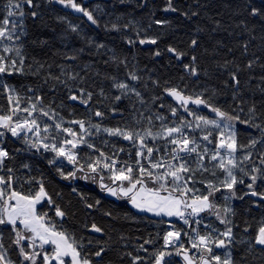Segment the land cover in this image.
<instances>
[{"label": "trees", "instance_id": "1", "mask_svg": "<svg viewBox=\"0 0 264 264\" xmlns=\"http://www.w3.org/2000/svg\"><path fill=\"white\" fill-rule=\"evenodd\" d=\"M34 2L39 6L26 8L29 13L24 20L26 34L20 37L18 45L25 57L23 74H3L4 82L14 87L22 97V108L27 107L29 98L34 101L39 95L43 98L45 110L50 105L59 114L55 119L59 121L62 117L63 126H72L76 132H79V126L67 121L84 120L86 128L91 120L102 128L126 127L142 132L151 127L156 132L161 128V121L156 119V115L164 116L166 119L163 123L168 126L178 123L180 116L188 121L193 120L163 91L165 87H177L185 95L193 97L203 93V98L211 104L234 116L239 115L241 120L249 119L248 109L253 104L258 115L264 112V20L251 18L246 11L249 5L259 6L264 0H174L177 8L189 14L187 18L179 13L165 12L166 0H77L81 6L94 12L98 25H92L86 17L70 7L65 8L48 0ZM4 4L5 0H0V19L6 14L2 11ZM31 11L38 13L35 19L30 15ZM193 11L198 15L191 16ZM156 20H164L166 24L158 26L154 23ZM129 21L132 23L129 24ZM113 24L118 30H111ZM70 25L77 26L78 30L73 32ZM125 25H128L126 29ZM140 38H155L157 44L141 45ZM194 38L199 43L193 48L189 45ZM129 39L134 43L129 44ZM98 45L103 47L98 48ZM170 46L187 55L177 60L167 51ZM156 51L161 55L156 56ZM2 54L15 58L17 67H20L14 50ZM192 56L196 57L195 62ZM250 63L251 68L248 67ZM185 64L196 67L198 75L192 76L186 72ZM129 72H135L140 77L139 81L130 80ZM232 73L237 75L239 85L231 80ZM69 74H78V77L71 80ZM50 76H60L65 84L50 79ZM109 77L134 87L141 93L145 104H140L132 94L115 102L113 97L119 92L113 88V80ZM153 80L159 81V86L153 85ZM29 88L33 91L29 92ZM69 88L71 94L79 95V89L91 92L93 95L88 106L70 101ZM155 96L162 99L153 102ZM161 103L164 107H160ZM171 107L178 109L177 117L171 115ZM113 108H116L115 113ZM188 108L207 118L218 119L203 106L189 104ZM10 109L7 94L0 90V115H7ZM97 110L105 113L104 118L95 117ZM148 118L152 119L151 125ZM262 121L264 116L254 123ZM232 123L239 144L248 145L253 139L264 141L258 129L239 122ZM89 131L92 134H85V138L98 147H120L127 142L119 137L96 133L95 129ZM51 135H56L59 143V135ZM105 141L108 143L105 144ZM163 142L165 140L162 139L154 145ZM6 147L10 156L6 160V168L12 169L13 188L24 195H35L43 184L52 203L48 202V198L41 200L37 213L45 215L46 221L55 224L58 230L71 234L78 244L82 243V256L93 261V264H132L133 257H140L137 264H154V254L158 251L172 252L173 255L167 259L171 264H184L183 257L174 254L175 249L164 248V235L170 231L168 224L174 225V222L137 212L126 197H109L99 187V177L95 183L63 179L56 166L48 163L53 153L28 149L21 138L8 137ZM246 152H251L252 158L243 167L249 171L253 165L264 168L260 164L264 142L255 148L238 151L236 155L243 156ZM85 154L93 157L91 152L84 151L82 162L87 161ZM64 165L65 172L72 169ZM103 175L106 178L104 183L112 187L119 184H113L107 179L109 175ZM197 175L200 173L197 172ZM244 179L246 184L250 183L247 177ZM147 186L158 187L151 183ZM237 188L239 195L249 191L244 185H237ZM256 190L264 191V181L257 182ZM215 202L221 207L225 206L222 193L215 194ZM230 202L235 215L227 217L232 221L230 226L234 237L228 250L235 264H264V250L255 244L258 229L264 226V201L248 195L243 200L233 199ZM57 207L64 211L63 218L56 216ZM208 216V213H204L203 217ZM208 222L222 231L225 228L214 215ZM93 224L102 231L92 232ZM176 226V229L191 236L194 223L187 227ZM245 228L248 230L245 231ZM0 230L3 233L0 243L5 245L8 258L14 264H30L23 261L18 248L12 244L15 234L11 226L0 225ZM20 230L23 231L22 228ZM189 236H184L181 243L191 255ZM146 240L150 243L145 244ZM100 248L105 251L101 257H96L95 252ZM37 264H43V259L37 258Z\"/></svg>", "mask_w": 264, "mask_h": 264}, {"label": "snow or ice", "instance_id": "2", "mask_svg": "<svg viewBox=\"0 0 264 264\" xmlns=\"http://www.w3.org/2000/svg\"><path fill=\"white\" fill-rule=\"evenodd\" d=\"M48 2H55L65 8L70 7L86 17L92 25H98V19L94 15V12L81 6L77 0H48ZM38 6L34 0H5L2 11L6 14L0 19V44L3 45V53L15 51L16 57L19 58L20 67H17V60L15 58L0 54V75L7 74L11 76L13 74H23L22 69L25 57L22 55L21 48L15 47L13 49L7 44H3V42L7 40L15 43L21 36L26 34L24 20L29 15L26 8L34 9ZM163 10L165 12L179 13L186 18L189 16L187 12H183L175 6L174 0H166V6ZM246 11L251 18L264 20V3L259 6L251 4L247 7ZM30 15L35 19L38 13L31 11ZM197 15L198 13L195 11L191 13V16ZM131 23L129 21V24ZM154 23L158 26H164L166 21L156 20ZM124 27L126 29L128 25ZM70 28L73 32L78 30L77 26L74 25H70ZM111 30H118L117 26L113 24ZM128 43L132 44L134 41L129 39ZM139 43L141 45H155L157 44V39L140 38ZM198 43V40L194 38L191 40L189 46L194 48L198 46ZM97 47L100 48L103 45H98ZM167 51L177 60H181L187 55V53L178 51L175 47L171 46L168 47ZM155 55L160 56L161 53L156 51ZM69 59H75V57H69ZM191 59L195 62L196 57L192 56ZM120 63L126 62L120 61ZM248 67L251 68L252 64L250 63ZM184 69L192 76L198 75L197 68L191 64H185ZM61 75H64V73H61ZM77 77L78 74L68 75V78L71 80H76ZM49 78L56 80L58 83L65 84V81L61 80L60 76H50ZM128 78L132 81H139L140 79L135 72H129ZM109 79L113 80V88L119 92L118 95L113 97L115 102L118 103L124 97L132 94L135 95L140 104H145L141 93L136 91L134 87H131L123 81H116L111 77ZM231 80L235 85H239L240 83L235 73L231 74ZM152 84L159 86V81L153 80ZM165 84H167V81ZM0 90L7 94L8 102L11 106V115H0V137H4L6 133H10L14 138H21L28 149H33L37 152L43 149L44 152L53 153L54 156L48 160V163L49 165L56 166L57 171L63 179L90 180L95 183L97 182V177H99V187L101 190L106 191L111 196L128 198L132 207L140 212H150L156 216L165 215L168 217H177L185 225L190 224L189 217H199L201 213L214 215L220 224L225 225L224 230L219 232V237L222 238H217L212 235V233L217 232V229L210 224L205 225V228L211 229L206 234H200L196 228L191 229L192 233L195 234L194 237L189 236L188 232L183 233L184 236H189L192 248L196 249L197 253H199L198 258L189 255L184 245L179 243L182 233L174 228L171 231H167L164 235V248L171 247L175 249L174 254L182 256L184 264H235L232 255L228 251H224L222 254H216L214 252V248L228 249L230 247L234 237L233 228L230 226L232 221L227 217L235 215L233 208L227 205V203L221 207L215 202V194L222 193L225 202L233 199L243 200L244 196L248 195L264 201V191L256 190L257 182L264 181V168L253 165L249 171L241 165L251 160L252 153L246 152L242 158L236 155L238 151H243L245 148H255L257 144L264 141L253 139L248 145L239 144L237 131L232 123L239 122L249 127H254L264 137V121L254 123L260 116H264V112L258 115L255 104L248 109L249 119L241 120L239 115L234 116L211 104L207 99L203 98V93L193 97L185 95L177 87H165L163 89L164 93L174 99L188 116L193 117V120L188 121L183 116H180L178 123H174L173 126H168L163 123L166 119L164 116L156 115V119L161 121V129L156 132L151 127L145 128L142 132L126 127L102 128L99 123H92L91 120L87 122L88 127L86 128V122L84 120L73 119L67 121V123L79 126L80 132L77 133L72 128L63 126L64 120L62 117L59 121L55 119L59 114L50 105L48 110H45L42 106L43 98L41 96H36L34 101L29 98L27 107L22 108L20 106L22 97L19 96L14 87L0 79ZM28 91L31 92L33 89L29 88ZM78 92L79 95L71 94V89L69 88L70 94L68 95V99L74 102L78 101L87 107L93 94L91 92H85L84 89H79ZM233 98L235 99V96ZM161 99L162 97L155 96L153 97V102ZM189 104L207 108L218 119H210L197 114L188 108ZM160 107H164L163 103L160 104ZM112 111L115 113L116 108H113ZM170 111L173 117L178 116V109L176 107H171ZM18 112H23L27 115L14 119L13 117ZM34 113H39L40 116L52 120L56 133H64L65 136H71L73 139L61 138L59 143H57V136L50 134L53 126L48 124L42 125V122L34 117ZM94 115L102 119L105 113L97 110ZM148 123L149 125L152 124L151 118H148ZM89 129H95L96 133H106L109 137L122 138L125 141L131 142L134 147L138 144L136 151V165L138 168L134 169L128 163H125L122 167H117L118 160L107 156L103 151H99L98 158H94L90 154H85L87 160L90 162H82L83 157H80L79 153L74 151L79 146L83 145L91 150V152L98 151L95 145L85 138V134H92ZM206 129L219 130L215 141L210 139L213 132L210 130L206 131ZM196 130L204 134L199 138L191 135ZM42 132L43 135H41ZM148 138L154 141L158 139L165 140V152L170 154V159H160L155 162L150 160L147 167L142 165L140 158L149 159L154 152V148L147 146L145 143ZM198 140L206 141L208 144L215 143V150H210L207 146H204L201 150V144ZM107 143L105 141V144ZM69 145L71 146L70 148L68 147ZM167 145H172L173 147L169 149ZM143 150H146V153ZM221 150L225 151L222 153ZM17 151L20 150L18 149ZM120 151H123V149L121 148ZM206 157L209 158V163L216 162L213 164V169H218L223 172L225 174L224 179L220 181L219 185L207 182L205 186L208 189V193L206 195H194L191 198H186L189 192L194 191L193 188L189 187V184L195 182L194 178L196 173L210 171L205 165ZM9 158L8 151L0 147V167H3L4 161ZM64 161L72 165L71 170L64 171ZM260 164L264 165V153L260 155ZM24 167L27 168L28 165H24ZM159 169H163V171H154ZM101 170L109 173L107 179L111 180L113 184L117 182L119 184L116 187H112L104 183L106 178ZM234 170H238L242 175L238 176ZM8 171L11 173L12 169L9 168ZM137 171L138 175L135 174ZM77 173H80V175H77ZM211 174L216 175V171H211ZM244 177H247L250 183L246 184ZM13 183V176L10 175L7 179L0 176V202H2V206H0V225L11 226V231L15 234L12 244L18 248L19 256L22 257L23 261L30 262V264H37V257L42 255L43 264H50L51 261H55V264H93V261L89 260L86 256H82L80 250L84 247L82 243L78 244L77 240L71 234L63 230H58L55 224L46 221L45 215L37 213L36 205L41 200L48 198L43 184H41L39 191L35 195H24L13 188ZM149 183L158 185V187H148L147 184ZM237 185H244L249 191L243 195H239ZM130 193L131 195H129ZM161 193H167V195H161ZM48 202L52 203L50 198H48ZM56 216L63 218L65 213L57 207ZM192 223L199 225L201 220L196 219ZM19 226L23 227V231L20 230ZM90 230L96 233L102 231L95 224L91 226ZM247 230L245 228V231ZM26 233H30L31 235H26ZM37 241H39V244H37ZM148 243L150 241L146 240L145 244ZM255 244L262 246V250H264V226L258 229ZM45 245L53 246L51 254L47 252L42 254L40 252L27 251V248L34 249L38 247L43 249ZM141 248L143 249V246ZM4 249L5 245L0 243V264H14L8 258V253ZM104 251V248H100L95 252V256L101 257ZM154 255V264H171V261L167 260L166 257L173 255L172 252L158 251ZM139 260L140 257H133L132 264H137Z\"/></svg>", "mask_w": 264, "mask_h": 264}, {"label": "built area", "instance_id": "3", "mask_svg": "<svg viewBox=\"0 0 264 264\" xmlns=\"http://www.w3.org/2000/svg\"><path fill=\"white\" fill-rule=\"evenodd\" d=\"M3 43H6L9 45V47L11 48H15V47H18L19 45V40L15 41V43H12V42H9L7 40H5ZM2 46L0 44V54H2ZM0 79H3V75H0ZM7 115H11V109L9 111V113ZM27 114L26 113H23V112H18L16 114V116H14L13 118L16 119L17 117H23V116H26ZM34 117L42 122V125L43 124H48V125H52V129H51V133H56L55 129H54V125H53V121L52 120H48L46 117H43V116H40L39 113H34ZM73 130L74 128L71 127ZM75 131V130H74ZM79 132H80V129H79ZM77 131V133H79ZM213 132V131H212ZM59 135L60 139H73V137L71 136H65L64 133H56ZM204 133L202 132H197V131H194L191 133V135L193 136H196L197 138H199L201 135H203ZM31 135V134H29ZM41 135H43V132L41 133ZM11 134L10 133H6L4 137H0V147L4 148L5 150H7V147H6V140L8 137H10ZM217 136H218V133L216 132H213V135L212 137H210V139H212L213 141H215L217 139ZM12 137V136H11ZM14 138V137H13ZM17 139H20V138H17ZM90 142V141H89ZM198 142L201 144V150L203 149L204 146H207L210 150H215V143L213 144H208L206 141H203V140H198ZM90 143H93V142H90ZM94 144V143H93ZM95 145V144H94ZM149 147H153L154 148V152L152 154V156L149 158V159H144V158H140V163L142 165H144L145 167L148 166L149 164V161L151 160L152 162H155L157 160H160V159H163V160H169L170 159V154L169 153H166L165 152V146H166V141L163 142L162 144L160 145H147ZM69 148L71 147L70 145L68 146ZM96 149L98 151H95V152H91V150L87 149L85 146L81 145L79 146L77 149H75L74 151H77L79 153V156L82 157L83 155V152L84 151H88V152H91L93 154V157L94 158H98L99 157V151H103L107 156L109 157H113L115 159L118 160V165L117 167H122L125 165V163H128V164H131L134 169L138 168V166L136 165V160H137V157H136V151H137V148H138V144L134 147L133 144L129 141L125 142L124 145L120 146V147H112V148H107L106 146L104 147H98L96 146ZM167 147L170 149L171 147H173L172 145H167ZM123 149V151H120V149ZM145 151L146 153V150H143ZM225 150H221V152L223 153ZM118 153V155H117ZM87 162H90L87 160ZM105 162H109V161H105ZM175 163V162H174ZM211 163H214L211 162ZM209 163V158L206 157L205 159V165H208V164H211ZM64 164H67L66 161H64ZM69 165V164H67ZM72 167V165H69ZM193 166H195L193 164ZM103 172V170H101ZM154 171H158V172H162L163 169H159V170H154ZM10 172L8 171V169L6 168V160L4 161V165L3 167H0V176H3L6 178V176L9 174ZM103 174H107L109 175L108 172H103ZM136 175H138V171L135 173ZM126 183V182H125ZM189 195V193L187 194ZM190 211V210H189ZM196 217H189V220H190V224L192 223L193 220H195ZM176 223L177 224H181V225H185L183 224V222L177 218L176 220ZM189 224V225H190ZM188 226V225H186ZM171 231V230H170ZM191 255L192 256H196L198 258L199 256V253H197L196 249L192 248L191 250Z\"/></svg>", "mask_w": 264, "mask_h": 264}, {"label": "rangeland", "instance_id": "4", "mask_svg": "<svg viewBox=\"0 0 264 264\" xmlns=\"http://www.w3.org/2000/svg\"><path fill=\"white\" fill-rule=\"evenodd\" d=\"M211 119V118H210ZM161 129V128H160ZM159 129V130H160ZM158 130V131H159ZM207 130V129H206ZM210 130H214V131H219V130H217V129H210ZM196 131H199V130H196ZM101 133H103V132H101ZM103 135H106L107 136V134L106 133H103ZM160 140H162V139H158V140H152L151 138H148V139H146V141H145V143L146 144H149V143H151L152 145L154 144V143H156V142H158V141H160ZM41 151H43V149H41ZM44 152V151H43ZM44 153H47V152H44ZM237 157H239V158H242L243 156H238L237 155ZM216 162H214V163H212V164H209V166H207L208 168H209V170L210 171H208V172H199L200 173V175H197V173H196V175H195V178H194V180H195V182L194 183H191V184H189V187L190 188H193L194 189V191H192V192H189V195H187V197L186 198H191L192 196H194V195H206L207 193H208V189H207V187L205 186L206 185V183L207 182H212L213 184H216V185H219V183H220V181L222 180V179H224V176H225V174L223 173V172H221V171H219L218 169H213V164H215ZM242 167H243V165H241ZM216 171V175H212L211 174V171ZM235 172H236V174L238 175V176H240V175H242L241 173H239V171L238 170H234ZM11 175V173H9L8 174V176H10ZM7 176V177H8ZM7 179V178H6ZM126 184V183H125ZM114 187H116V186H114ZM195 190H198V191H195ZM129 195H131V193L129 194ZM161 195H167V193H161ZM108 196L109 197H114V196H111V195H109L108 194ZM224 200V199H223ZM225 201V200H224ZM13 203H14V201H13ZM227 203V205H230L231 207H232V205H231V202H230V200L229 201H227L226 202ZM38 205L39 204H37L36 205V209H37V207H38ZM0 206H2L1 204H0ZM132 206V205H131ZM233 208V207H232ZM135 209V208H134ZM137 212H139V213H143V214H146V215H148V216H150V217H152V218H164V219H166V220H168V221H170V222H174V225H172L173 227L170 229V230H173V228L175 229V230H178V229H176V225H177V223H176V220H177V217H168V216H165V215H160V216H156V215H154V214H152V213H150V212H140V211H138L137 209H135ZM204 216V213H201V215L199 216V217H196L195 218V220L196 219H199V220H201V223L199 224V225H196V224H194V226H193V228H196L197 229V231H199L200 232V234H206V233H208V232H210L211 231V229L210 228H205V225L206 224H210V222H208L209 221V218L211 217V216H213V215H209L207 218H205V217H203ZM216 218V217H215ZM176 223V224H175ZM181 225V224H180ZM211 225V224H210ZM187 227L186 225H182V227ZM212 226H214L213 224H212ZM20 228H22V230H23V227L22 226H19ZM216 229H217V232H215V233H212V235L214 236V237H217V238H222V237H219V232L220 231H222V230H220V228L218 227V226H214ZM183 231V230H182ZM181 231V233H182V235H181V239H180V241H179V243H181L182 241V239H183V237H184V235H183V233H184V231L182 232ZM26 235H31L30 233L28 234V233H26ZM194 233H192L191 234V236H193L194 237ZM1 237H3V233H2V231L0 230V240H1ZM190 240V239H189ZM190 243H191V240H190ZM37 244H39V241H37ZM169 248H171V247H169ZM169 248H167V250L169 249ZM27 251H29V252H33V251H35V252H40V253H44V252H47L48 254H51L52 253V251H53V246L52 245H45L44 246V248L43 249H41V248H27ZM224 251H228L231 255H232V253H231V251L230 250H226V249H215L214 248V252L216 253V254H222ZM166 252H168V251H166ZM38 259L40 258V259H43V256L41 255V256H38L37 257ZM232 258H233V256H232ZM166 259H170V256H168V257H166ZM50 264H55V261H51L50 262Z\"/></svg>", "mask_w": 264, "mask_h": 264}, {"label": "water", "instance_id": "5", "mask_svg": "<svg viewBox=\"0 0 264 264\" xmlns=\"http://www.w3.org/2000/svg\"><path fill=\"white\" fill-rule=\"evenodd\" d=\"M168 228H170V229H171V228H172V224H170V223H169V224H168Z\"/></svg>", "mask_w": 264, "mask_h": 264}, {"label": "bare ground", "instance_id": "6", "mask_svg": "<svg viewBox=\"0 0 264 264\" xmlns=\"http://www.w3.org/2000/svg\"><path fill=\"white\" fill-rule=\"evenodd\" d=\"M5 54V53H4ZM6 55V54H5ZM11 107V106H10ZM58 120V119H57ZM69 127V126H68ZM72 127V126H71ZM93 130V129H92ZM56 134V133H55ZM59 140V139H58ZM54 155V154H53ZM52 158V157H51ZM53 166H55V165H53Z\"/></svg>", "mask_w": 264, "mask_h": 264}, {"label": "flooded vegetation", "instance_id": "7", "mask_svg": "<svg viewBox=\"0 0 264 264\" xmlns=\"http://www.w3.org/2000/svg\"><path fill=\"white\" fill-rule=\"evenodd\" d=\"M139 187V186H138Z\"/></svg>", "mask_w": 264, "mask_h": 264}]
</instances>
